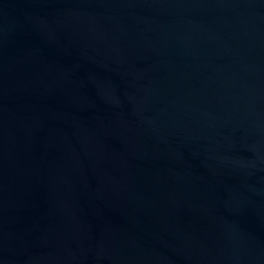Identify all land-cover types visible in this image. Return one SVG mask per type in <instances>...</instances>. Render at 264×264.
Returning a JSON list of instances; mask_svg holds the SVG:
<instances>
[{
    "label": "water",
    "instance_id": "95a60500",
    "mask_svg": "<svg viewBox=\"0 0 264 264\" xmlns=\"http://www.w3.org/2000/svg\"><path fill=\"white\" fill-rule=\"evenodd\" d=\"M0 264H264V0H0Z\"/></svg>",
    "mask_w": 264,
    "mask_h": 264
}]
</instances>
